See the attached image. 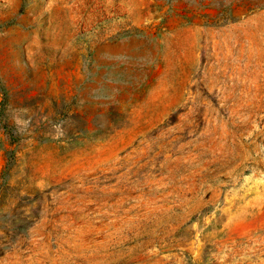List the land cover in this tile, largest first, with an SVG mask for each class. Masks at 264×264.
Instances as JSON below:
<instances>
[{"label":"rangeland","instance_id":"374dc122","mask_svg":"<svg viewBox=\"0 0 264 264\" xmlns=\"http://www.w3.org/2000/svg\"><path fill=\"white\" fill-rule=\"evenodd\" d=\"M0 264H264V0H0Z\"/></svg>","mask_w":264,"mask_h":264}]
</instances>
